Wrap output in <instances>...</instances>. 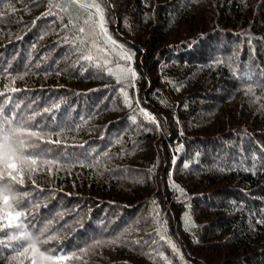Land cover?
<instances>
[{
  "label": "trees",
  "instance_id": "trees-1",
  "mask_svg": "<svg viewBox=\"0 0 264 264\" xmlns=\"http://www.w3.org/2000/svg\"><path fill=\"white\" fill-rule=\"evenodd\" d=\"M52 2L68 11L0 0V93L19 89L0 107L59 141L41 145L51 171L14 185L28 231L47 226L40 251L79 257L56 264H264V0H95L121 46L101 36L106 51L77 41L92 0ZM10 243L0 264H29Z\"/></svg>",
  "mask_w": 264,
  "mask_h": 264
},
{
  "label": "snow or ice",
  "instance_id": "snow-or-ice-1",
  "mask_svg": "<svg viewBox=\"0 0 264 264\" xmlns=\"http://www.w3.org/2000/svg\"><path fill=\"white\" fill-rule=\"evenodd\" d=\"M72 3H78L79 0H71ZM79 6L86 11L88 9H95L94 12H87V19L84 20V24L88 26L87 36L84 39L77 37V41L80 44H84L85 40L90 39L92 47L96 48L97 51H106L101 49L98 44V38L104 37L105 46H111L112 48H121L117 45L112 37L107 33L105 28L104 11L99 3L92 0L91 3H80ZM52 7L58 8L62 12H67L68 7H61L59 3H54L50 0V9ZM53 13L49 11L45 15H52ZM39 19V18H38ZM69 23L76 27L75 22L72 20ZM68 27V25H65ZM78 32L84 34L86 29L84 27H78ZM133 54L123 52L121 58L127 61L132 60ZM85 59L92 60L93 57L85 55ZM126 71L135 78V72L128 68ZM111 74V70L110 73ZM250 79V78H249ZM8 91H19L16 88H8L5 86V92L0 93V95H5ZM249 92L252 91L251 88L248 89ZM125 98V103L130 105V100L128 99L127 93H123ZM146 119L156 123L159 127V122L156 121L155 117L143 113ZM34 117L16 119V114L13 113L11 117L4 115L3 107H0V232L4 229H15V234L5 235L6 240H0V244H5L7 247H12V243L15 242L16 245L22 248V251H17V254L11 257L12 260H17L23 257L25 260L29 261V264H56V262L68 261L72 259H79L75 254L72 256H53L45 255L44 252L40 251L38 245L45 243L42 240L44 232L47 230V226L44 229H37V234H33L28 231V224L26 221L29 220V215L24 211H18L23 207V201L28 196L25 192L23 197H19L14 192V185L24 184V174L27 173L31 176L33 173L39 171L43 166L47 165L48 170L51 171V166L57 163L54 160L43 159L44 156L51 152V149L42 147L41 145H46L49 143H59V141L44 140L43 137L48 135L42 131H30L28 130L31 125L30 121L34 120ZM135 121V116L132 117ZM179 151V149H177ZM175 159V158H174ZM82 163V162H81ZM189 167V165H185ZM33 183H35L33 181ZM174 188L178 186L173 183ZM182 192L183 190L180 189ZM163 238V236H162ZM51 239V237H49ZM118 239V238H117ZM23 242H27L24 246ZM114 242V241H113ZM97 244L104 243L103 241H97ZM171 243V241H169ZM174 250H176L175 244H172ZM84 251V250H82Z\"/></svg>",
  "mask_w": 264,
  "mask_h": 264
},
{
  "label": "water",
  "instance_id": "water-1",
  "mask_svg": "<svg viewBox=\"0 0 264 264\" xmlns=\"http://www.w3.org/2000/svg\"><path fill=\"white\" fill-rule=\"evenodd\" d=\"M151 82V81H150Z\"/></svg>",
  "mask_w": 264,
  "mask_h": 264
}]
</instances>
